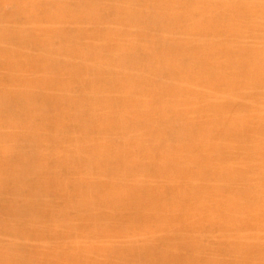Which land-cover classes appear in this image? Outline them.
I'll return each instance as SVG.
<instances>
[{
  "label": "bare ground",
  "instance_id": "obj_1",
  "mask_svg": "<svg viewBox=\"0 0 264 264\" xmlns=\"http://www.w3.org/2000/svg\"><path fill=\"white\" fill-rule=\"evenodd\" d=\"M0 264H264V0H0Z\"/></svg>",
  "mask_w": 264,
  "mask_h": 264
}]
</instances>
